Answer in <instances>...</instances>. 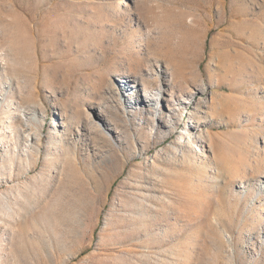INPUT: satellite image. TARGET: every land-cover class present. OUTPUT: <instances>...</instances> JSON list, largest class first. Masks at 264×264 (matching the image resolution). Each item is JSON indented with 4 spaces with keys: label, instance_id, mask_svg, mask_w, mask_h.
I'll list each match as a JSON object with an SVG mask.
<instances>
[{
    "label": "rangeland",
    "instance_id": "obj_1",
    "mask_svg": "<svg viewBox=\"0 0 264 264\" xmlns=\"http://www.w3.org/2000/svg\"><path fill=\"white\" fill-rule=\"evenodd\" d=\"M263 172L264 0H0V264H264Z\"/></svg>",
    "mask_w": 264,
    "mask_h": 264
},
{
    "label": "bare ground",
    "instance_id": "obj_2",
    "mask_svg": "<svg viewBox=\"0 0 264 264\" xmlns=\"http://www.w3.org/2000/svg\"><path fill=\"white\" fill-rule=\"evenodd\" d=\"M161 90L158 89L157 94H160ZM185 101V100H184ZM186 102V101H185ZM261 176H264V172L261 174Z\"/></svg>",
    "mask_w": 264,
    "mask_h": 264
}]
</instances>
